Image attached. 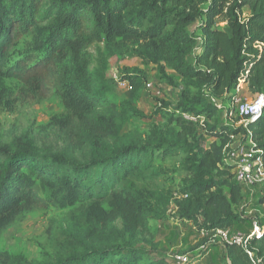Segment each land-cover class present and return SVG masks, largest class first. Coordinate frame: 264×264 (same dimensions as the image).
Listing matches in <instances>:
<instances>
[{"label": "trees", "instance_id": "obj_1", "mask_svg": "<svg viewBox=\"0 0 264 264\" xmlns=\"http://www.w3.org/2000/svg\"><path fill=\"white\" fill-rule=\"evenodd\" d=\"M197 21L200 35L188 30ZM28 35L32 48L16 56ZM114 57L157 66L162 82L179 90L145 132H124L132 116L145 115L131 102L118 112L108 97ZM128 74L137 96L143 72ZM0 78L18 80L25 97L55 94L64 108L46 126L54 143L24 135L0 143V229L51 198L61 208L86 204L54 252L18 264H169L157 258L151 220L179 219L200 233L246 220L238 212L243 185L226 158L243 133L264 163V111L246 127H220L211 98L241 80L256 97L264 93V0H0ZM170 158L180 167L167 168ZM225 246L232 264H264V233L251 239L253 258ZM7 256L0 251V264H11Z\"/></svg>", "mask_w": 264, "mask_h": 264}, {"label": "rangeland", "instance_id": "obj_2", "mask_svg": "<svg viewBox=\"0 0 264 264\" xmlns=\"http://www.w3.org/2000/svg\"><path fill=\"white\" fill-rule=\"evenodd\" d=\"M248 13L249 10L246 8L244 14ZM198 27H200L199 21L192 24L188 30L200 35L201 31ZM216 27L229 31L224 19H217ZM32 46V36H25L14 48L15 55L24 54ZM91 50L96 55V48L93 47ZM96 67L97 63L94 62L92 69ZM134 67L140 68L145 77V86L137 96L133 94L129 82L127 86L120 84V81L127 80L128 73ZM106 78L109 87L108 97L118 112H121L125 103L131 102L139 113L145 115L132 116L130 121L125 123L124 132L131 129L147 131L151 123L161 119V116L155 113L158 108L164 107L165 101L172 104L177 102L179 90L162 82L157 66L145 65L139 58H112L109 61ZM234 99L239 102H249L255 100L256 96L241 80L239 87L227 96L219 99L211 98V101L219 107V115L212 122L218 123L220 127L222 125L246 127L247 120L237 112ZM63 111L61 100L55 94L40 100L25 97L22 95V84L18 80L0 78V143L10 142L18 135L33 138L38 144L54 143L56 139L46 126L54 115ZM212 141L213 138L207 137L206 146ZM243 143L252 145L249 139L240 133L233 137L229 149ZM179 161V158L167 159L165 166L169 169L179 168ZM181 177V173L175 174L177 183L180 182ZM37 190L44 199H48L47 188L38 184ZM259 202L263 203L261 199ZM85 205L78 203L68 208H61L51 198L46 207L27 213L5 230L0 229V251L8 255L7 261L11 264L43 259L45 254L54 252L60 245L65 232L76 221V217L83 211ZM150 228L153 234L155 233V241L160 243L157 258L165 256L169 264H181L175 261V256L186 253L189 256L187 264H222L218 261L212 262L215 260L214 255L221 252L220 244L211 242L209 236L203 237L191 223L179 219L151 220ZM141 246L146 247L144 244Z\"/></svg>", "mask_w": 264, "mask_h": 264}, {"label": "built area", "instance_id": "obj_3", "mask_svg": "<svg viewBox=\"0 0 264 264\" xmlns=\"http://www.w3.org/2000/svg\"><path fill=\"white\" fill-rule=\"evenodd\" d=\"M120 84L127 86L128 80L120 81ZM234 104H236V110L241 116L247 118L246 120L255 121L264 111V93L259 94L255 100L249 102H239V100L234 99ZM249 141L252 145L243 143L230 149L226 162L233 165L235 181L241 185L259 188L260 197L264 199V163L259 155L261 150L255 148V143L251 139ZM252 225L255 229V237L260 238L264 233L260 221L254 219ZM210 234L211 242L223 245L237 244L248 250L249 256L253 258V253L249 251L251 234L232 228H218ZM175 261L187 264L189 256L186 253H179L175 256Z\"/></svg>", "mask_w": 264, "mask_h": 264}, {"label": "crops", "instance_id": "obj_4", "mask_svg": "<svg viewBox=\"0 0 264 264\" xmlns=\"http://www.w3.org/2000/svg\"><path fill=\"white\" fill-rule=\"evenodd\" d=\"M243 194H244V199L238 206V212L240 216L245 218L246 220L243 222H237L232 227V229L243 230L248 234H251L253 239L255 238V232H254L255 229L252 225V221L254 220L253 218L259 219L261 228L264 230V199L260 197L259 188L250 185H243ZM260 199L263 201V203L259 202ZM200 234H202L203 237L209 236L211 239L210 233L202 232ZM219 246L222 247L221 252L220 254L218 253L214 255L215 260L212 262L218 261L219 263L222 264H232V261L227 254L226 246L223 244H220Z\"/></svg>", "mask_w": 264, "mask_h": 264}]
</instances>
